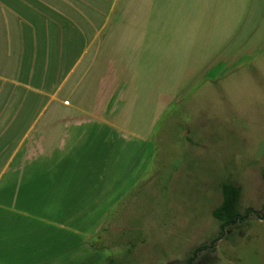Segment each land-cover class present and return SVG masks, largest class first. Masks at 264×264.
Wrapping results in <instances>:
<instances>
[{
  "label": "crops",
  "instance_id": "1",
  "mask_svg": "<svg viewBox=\"0 0 264 264\" xmlns=\"http://www.w3.org/2000/svg\"><path fill=\"white\" fill-rule=\"evenodd\" d=\"M248 1L0 0V264L103 263L149 113L214 53L179 60L183 40L204 49L236 14L251 31L264 0L245 18Z\"/></svg>",
  "mask_w": 264,
  "mask_h": 264
},
{
  "label": "rangeland",
  "instance_id": "2",
  "mask_svg": "<svg viewBox=\"0 0 264 264\" xmlns=\"http://www.w3.org/2000/svg\"><path fill=\"white\" fill-rule=\"evenodd\" d=\"M234 20L205 31L204 49L183 40L179 60L214 53L149 113L151 152L109 217L102 264H264V19L251 31ZM215 38L232 43L206 49ZM226 181L241 187L240 219L221 228L211 210Z\"/></svg>",
  "mask_w": 264,
  "mask_h": 264
},
{
  "label": "trees",
  "instance_id": "3",
  "mask_svg": "<svg viewBox=\"0 0 264 264\" xmlns=\"http://www.w3.org/2000/svg\"><path fill=\"white\" fill-rule=\"evenodd\" d=\"M221 194V201L211 210V215L218 221L219 226L224 228L235 224L240 219L241 187L235 182H223L221 184ZM193 258L194 255L189 257V264Z\"/></svg>",
  "mask_w": 264,
  "mask_h": 264
}]
</instances>
